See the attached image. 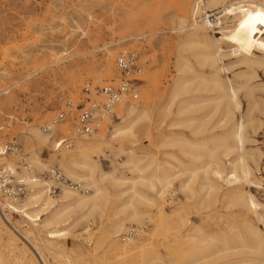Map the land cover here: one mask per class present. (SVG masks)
I'll return each instance as SVG.
<instances>
[{
  "label": "rangeland",
  "instance_id": "obj_1",
  "mask_svg": "<svg viewBox=\"0 0 264 264\" xmlns=\"http://www.w3.org/2000/svg\"><path fill=\"white\" fill-rule=\"evenodd\" d=\"M196 1L199 0H0V147L5 143L15 142L23 147L30 164L35 155L41 162L49 164L48 166L58 165L65 173L60 154L77 151L79 141L95 142L92 159L97 163L98 171L107 178L104 213L95 214L80 222L69 238L57 240L59 246H62L61 249L68 255L67 259L45 246L40 238L41 234L32 222L24 219L20 213L13 212L8 215L7 212L6 216L11 221V230L9 231V228L7 231L15 235L17 244L9 246L6 234H3L0 239V253L5 264H27L31 257L39 264L29 248L33 245L32 240L21 238L25 229V226L21 225L23 223L34 228L42 251L40 255L46 264H158L150 263L146 258H120L112 243L116 240L122 244L123 241L121 242L119 236L115 237L113 232L118 229V220L125 216L124 212L127 210L124 211L123 205L130 196L127 178L132 172L129 170L128 154L135 153L147 159L156 156L160 161H164L173 160L169 155L171 152H180L178 154L183 157L184 162H192V158L181 153L184 149L191 150V145H166L162 136L157 134L154 121L161 107L168 103V89L178 76V45L189 29V26H186L179 30L178 26L181 20H184L185 25H189L205 17L202 13L192 14ZM231 1L236 0H226L224 4ZM208 14L211 15L208 17L211 23L208 35L215 40L213 37L219 38L220 34L216 33L218 29L213 27L218 22L222 27L233 22L225 15L221 5L212 8ZM204 43L206 41L187 46L185 53L192 61L193 70L199 75L192 87H197V84L201 86L199 95L208 99L214 97L215 92L206 90L211 84L202 79V76L206 78L211 68L202 65L199 61L202 57L196 55L203 51ZM220 45L223 49L226 48L225 50L229 49L228 44L224 42ZM131 50L140 56L141 72L137 74L138 99L117 106L114 115L102 121L94 134L77 136L71 123L64 122L54 133L48 135L50 140L45 145L31 139L33 129L37 127L43 130L42 126L49 122L67 101H72L74 107L82 103L87 82L91 83L92 87L112 84L118 75L115 70L116 57L120 52ZM257 56L264 58L262 53H257ZM224 61L230 68L224 77L229 76L236 83L242 80L241 83H246L248 88L243 87L238 94L240 109L236 111L234 118V122H245L243 150L219 152V156L221 162H224L222 165L225 173H228L232 160L243 153L245 161L252 167L253 180L259 184H249L246 181L227 184L219 180L218 188L207 194L209 188L201 189L204 172L200 170L191 196L181 191L177 178L163 198L156 197L150 189L143 188L142 193L148 198L157 199V202L140 205L145 213L142 221L145 230L143 236L133 242L135 245L145 248L152 245L153 250H160L169 256L173 254L175 247L184 249L185 244L180 238H190L191 227L195 224L205 226L209 237L219 239L227 233V225L230 223L235 224L244 233L245 225H253L264 232V62L249 68L233 57H225ZM201 105L202 109L197 114L207 116L208 120L202 135L196 138L191 132V127H173V130L181 132V135L191 142L210 135L226 136L230 126L222 128L217 125L221 113L212 110L215 107L214 101H205ZM129 106L151 109L153 119L152 123L150 122V133L137 129L133 137L116 134V129L127 120L126 110ZM172 108L174 112L177 111L176 105ZM190 115L184 113L176 117L170 116L167 121L171 122L175 118L185 119ZM164 129L168 134V128ZM60 134L72 137L70 148L56 149L54 139ZM209 146L213 147V143L210 142ZM197 150L199 151L197 147L193 149ZM207 153L206 149L205 156L195 162L208 164L211 159ZM8 160L12 163L14 161L12 158ZM33 166L38 171L37 167ZM176 166H179L178 162ZM213 167L215 164L211 169ZM168 168L176 169L173 166ZM209 176L211 177V172ZM243 192L253 195L259 203L258 215L261 219L243 200L236 199ZM179 215L188 218L189 222L180 225ZM2 216L1 213L0 222L4 221ZM89 222H93L94 226L89 236L90 245H87L78 234ZM138 224L126 221V229L119 234L126 232L131 226H139ZM19 234L22 236L19 237ZM101 237L105 238L106 243L98 247L97 240ZM214 243L223 246L221 240H215ZM22 246L28 248L26 255L20 251ZM231 253L236 255L224 257L223 254L221 259L211 264H231L235 259L244 257L249 259L244 264H256L253 259L262 260L261 255L246 250L242 253L234 250ZM40 255L39 261L42 264Z\"/></svg>",
  "mask_w": 264,
  "mask_h": 264
},
{
  "label": "bare ground",
  "instance_id": "obj_2",
  "mask_svg": "<svg viewBox=\"0 0 264 264\" xmlns=\"http://www.w3.org/2000/svg\"><path fill=\"white\" fill-rule=\"evenodd\" d=\"M225 2L226 0L196 1L192 7V14L202 13L205 14V17L199 22L193 21L189 25H185L184 20H181L178 26L179 30L184 29L186 26H189V29L185 32L184 39L178 45L179 51L176 59L178 76L173 85L168 89V103L161 107L154 121V128H156L157 134L162 136L163 142L166 145L172 147L186 143L191 145V150L184 149L181 153L192 158V162H184L182 160L183 157L178 154L180 152H171L169 155L173 160L164 161H160L156 156L147 159L146 157H139L135 153L128 154L129 170L132 172L127 178L129 182L127 190L130 191V196L123 205L125 208L124 211L127 210L124 212L125 216L118 220V229L113 232L115 237L120 235V231L126 229V221L143 225L142 221L145 213L142 211L140 205H151L157 202V199L148 198L143 194V188H148L155 193L156 197L163 198L177 178L180 182L181 191L191 196L193 195L194 184L196 183L198 171L200 170L204 172V182L201 183V189L209 188L207 194H210L212 190L218 188L217 183L219 180L227 184H236L241 181H246L249 184L257 182L253 180L252 167L245 161L243 153L232 160L230 171L225 173L219 152L227 153L231 150L242 152L243 150L245 122L244 120L234 122V118L236 111L240 109L238 94L243 87L248 88V85L241 83L242 80L240 83H236L231 77H224V74H228L230 70L224 60L225 57H233L237 62L245 64L249 68L260 62H264L263 57L257 56V53L264 54V0H236L224 4ZM219 5L223 7L225 15L231 18L233 23L222 27L220 22H218L213 28L218 29L215 32L220 34V37H213L215 40H212L208 35V30L211 27V23L208 20V17L211 15L208 12ZM201 41H206V43H204L203 51L201 50L202 52L196 55L202 57L201 59L199 58L200 60L198 59L202 65H207L211 68L206 78L201 76L202 79H205L211 84L210 88L206 84L208 85L206 90L215 92V96L213 95L214 97L208 99H204L199 95V92L202 90L200 89L201 86H198L196 83L197 87L195 85V87H192V83L199 78V75L193 70L192 61L185 53L187 46L190 47L191 44H196ZM221 42L228 44L229 49H223V46L220 45ZM249 93L251 94V92ZM205 101H214L215 107L214 109L211 107L212 110L220 111L221 117L217 125L222 128L230 126V128L226 136L216 137L210 135L207 138L202 137L191 142L183 134L181 135V132H175L173 127H191V132L196 138L202 135L205 132V125L208 124H206L207 116H201L197 113L201 111L202 108L200 106ZM251 104L254 105V103ZM174 105L177 106L176 112L172 108ZM251 110L252 107L248 112L249 118ZM126 111L128 116L127 120L116 129L117 135L133 137L137 129H141L145 133L151 132L153 115L150 108L129 106ZM184 113H190L191 115L185 119L175 118L171 122L167 121V118L170 116L176 117ZM165 127L168 128V134L164 129ZM31 135V139L40 145H45L50 140L48 136L50 133H46L37 127L33 129ZM210 142L213 143V147L209 146ZM94 143L79 141L77 143V151L60 154L65 173L71 178L67 177L83 184L88 189V192H78L69 187H64L60 193L61 195L54 197L43 189L41 182L33 183L34 186H31L30 191L20 203H10L11 209L7 208L8 211L5 210L6 213L5 211L2 213L0 209L3 215L1 218L4 220L0 222V239L3 238V234H6L7 244L9 246L12 247L17 244L15 235L7 231L9 228V231L11 230V221L6 216L7 212L9 215L15 209L16 213H20L24 219L32 222L35 229L41 234L40 238L42 242L49 250L62 258H68L65 250L61 249L62 246H59L57 240L69 238V235L73 233L80 222L95 214L102 215L107 202V188L105 183L107 178L98 171L97 163L92 159ZM196 147L199 148V151H193ZM206 149L208 150L207 155L211 161L206 165L196 163L195 161L205 156ZM0 155H3V149L1 147ZM2 158L8 159L9 157L3 155ZM143 161L146 162L142 163ZM177 162L179 166H176ZM213 164H215V167L211 169ZM31 165L37 167L38 173L44 172L49 167V164L41 162L35 155L31 158ZM168 166H173L176 169H169ZM210 172L211 177L209 176ZM23 175L27 179L31 178L27 171H23ZM236 199L243 200L246 206L257 214L258 218L261 217L258 213V209L260 208L259 203H257L253 195H246L243 192ZM178 218L180 225H185L189 222V219L182 215H179ZM21 225L25 226L24 236L19 234V237L22 236L21 238L24 237L32 240L33 245L29 247L30 251L33 254L32 256H35L34 258L41 264L38 255L42 251L40 244L36 240L34 228L28 224L24 225V223ZM227 226V233L219 239L214 236L209 237L205 226L193 225L191 227L192 233L189 235L190 238H180V241H183L185 244L184 249L180 250L178 247H175L176 249L173 251V254L171 253L169 256L160 250H153L152 245L149 248L135 245L133 242L137 241L138 239L136 238L138 237L126 242L121 241V245L118 243L119 241L115 240L112 246L117 250V255L121 256L120 258H129L130 260L146 258L150 263L158 264H211L221 259L223 254L225 255L224 257H230L233 254L236 255L235 253H231L234 250H239L240 253L246 250L261 255L262 260H253L256 264H264V232L253 225H245L246 233L242 232L235 224L230 223ZM43 234L45 235L43 236ZM78 235L82 239L81 233ZM89 236L90 232L87 238L90 242ZM215 240H221L223 246L216 245L214 243ZM105 243L106 240L104 237L97 240L98 247H101ZM27 249L25 246L20 247V251L24 255L27 254ZM29 259L27 264H36L32 257ZM40 259L43 262L42 264H46L41 255ZM248 260L245 257L244 259H235L231 264H244ZM0 264H5L1 253ZM226 264L229 263L227 262Z\"/></svg>",
  "mask_w": 264,
  "mask_h": 264
},
{
  "label": "built area",
  "instance_id": "obj_3",
  "mask_svg": "<svg viewBox=\"0 0 264 264\" xmlns=\"http://www.w3.org/2000/svg\"><path fill=\"white\" fill-rule=\"evenodd\" d=\"M115 66L117 78L112 84L92 87L87 82L84 86V98L82 103L74 107L72 101H67L63 108H59L57 113L46 122L42 129L46 133H53L57 126L64 122L72 125V130L77 136L95 133L102 121L108 116L114 115L115 108L128 101L138 99V76L141 72L140 56L137 52L123 51L116 57ZM76 111H75V110ZM72 137L64 134L58 135L55 141L56 149L70 148ZM3 155L12 158L13 163L8 159H3L0 155V209L2 213L8 211L10 203H20L30 191L35 182H41L43 189L52 196H59L64 187H69L78 192H88V189L81 183L74 182L66 176L58 165L49 166L44 172L38 173L26 158L23 147L15 142H8L1 146ZM27 171L30 179L23 175ZM11 209V208H10ZM14 214L16 210L14 209ZM93 222L81 230L82 241L90 245L87 240L89 232L93 229ZM145 226H131L128 230L119 235L121 241L126 242L142 235ZM85 238L86 240L84 241Z\"/></svg>",
  "mask_w": 264,
  "mask_h": 264
}]
</instances>
